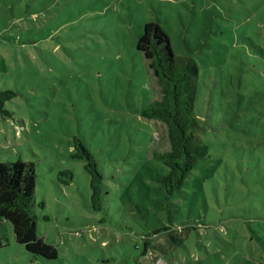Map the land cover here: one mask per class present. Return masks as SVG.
<instances>
[{
	"label": "rangeland",
	"instance_id": "obj_1",
	"mask_svg": "<svg viewBox=\"0 0 264 264\" xmlns=\"http://www.w3.org/2000/svg\"><path fill=\"white\" fill-rule=\"evenodd\" d=\"M52 1V69L64 84L50 92L38 76L33 85L27 74L42 70L38 52L0 46L18 66L9 82L25 86L7 104L11 118L0 116V163H35L37 234L58 258L33 259L7 225L0 264H134V247L146 235L169 263L264 264V82L262 61L243 38L264 48V31L250 34L243 25H259L253 14L264 0H108L103 8L113 7L98 15L88 0L72 1L71 11L65 0ZM150 21L160 23L176 55L193 57L200 68L194 113L210 158L197 164L176 201L158 189L167 168L154 153L168 146L165 127L142 115L158 98L136 49ZM76 139L103 175L101 211L91 206L87 161L73 158ZM66 170L68 185L58 181ZM164 228L161 237L153 234Z\"/></svg>",
	"mask_w": 264,
	"mask_h": 264
},
{
	"label": "trees",
	"instance_id": "obj_2",
	"mask_svg": "<svg viewBox=\"0 0 264 264\" xmlns=\"http://www.w3.org/2000/svg\"><path fill=\"white\" fill-rule=\"evenodd\" d=\"M72 1L75 2V0H65L63 4L70 11ZM88 1L94 15L100 12L105 13L113 7L112 4H107V8H103L108 0ZM237 1L242 2V0ZM53 4L52 0H0V46H6L13 52L17 51V48L21 51L27 46L37 51L36 60L40 62L39 67L42 70L34 69L27 75L30 74L29 78L32 79L33 85L38 76L42 77L43 83L49 87L50 92L56 90L59 83L64 84L63 76L57 78L52 69L55 60L53 51L56 46L55 29L51 19L47 17L55 13ZM255 13L253 19L259 25L253 24L249 19L243 23L250 34L253 28L259 32L264 31V5ZM103 29L99 27L96 32L100 34L99 30H101L104 38ZM241 33H247V31ZM243 38L251 43L256 59L262 61L259 77L260 82H264V76H262L264 74V48L245 34ZM39 45L45 49L39 48ZM136 49L145 59L155 80L158 93V98L142 111V115L149 120L161 123L165 127L168 140L166 149L154 153L155 158L167 168L166 173L158 177L157 181L160 185L158 189L163 190L166 201H176L181 198L187 179L196 169L197 164L210 158L209 148L199 135L202 129L201 124L194 113L200 68L193 57L174 53L170 38L159 22L143 23ZM25 63L31 66L34 62L25 60ZM13 69L15 71L18 66L14 63L10 64L0 53V116L3 118H11L12 112L7 109V104L20 95L19 89L25 88L24 82L20 87L13 86L9 82V74ZM38 89L42 91L45 88L40 86ZM25 99L28 100L27 96ZM75 146L78 153L73 158L87 161V164H84V170L90 176L92 209L101 211L104 195L101 187L103 175L98 170L93 155L79 139L75 140ZM35 167V163L23 159L0 163V236L3 237L2 232H5L7 225H10L15 242L23 246L33 259L42 258L52 261L58 258V250L37 234V216L32 211L35 204L37 178ZM60 175L65 176V178H58L61 184L68 185L73 180V175L69 170L60 172ZM191 227L197 230L196 226ZM166 229L168 228L155 230L153 234H160L161 237V232ZM253 232L255 238L261 239L258 230ZM262 232L264 234V227H262ZM171 238L177 243L180 242L174 235ZM140 239L141 244L134 247L138 251L134 264H154L156 260H147L154 258L162 261L161 264H174L166 260L165 252L159 248L161 244L155 242V238L151 235L141 236ZM2 246L0 242V247ZM152 255H154L153 258Z\"/></svg>",
	"mask_w": 264,
	"mask_h": 264
}]
</instances>
